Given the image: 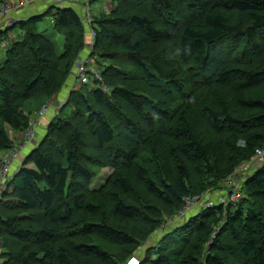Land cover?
<instances>
[{
	"label": "trees",
	"instance_id": "16d2710c",
	"mask_svg": "<svg viewBox=\"0 0 264 264\" xmlns=\"http://www.w3.org/2000/svg\"><path fill=\"white\" fill-rule=\"evenodd\" d=\"M111 4L92 16L90 54L109 91L73 89L8 176L2 264H125L165 225L161 205L176 216L187 198L223 188L264 145V98L247 96L264 88V0ZM47 16L63 34L62 53L38 30ZM85 29L74 8L51 6L0 31L1 153L14 145L11 128L28 129L26 103L56 95L71 77ZM105 167L111 174L92 187ZM240 190L239 203L206 207L140 264H264V163ZM115 243L124 254L104 249Z\"/></svg>",
	"mask_w": 264,
	"mask_h": 264
},
{
	"label": "rangeland",
	"instance_id": "374dc122",
	"mask_svg": "<svg viewBox=\"0 0 264 264\" xmlns=\"http://www.w3.org/2000/svg\"><path fill=\"white\" fill-rule=\"evenodd\" d=\"M4 1H8L10 3H14L16 2L17 0H2V2ZM30 1L32 0H26L25 3H16L17 4V7L19 6H23L25 5L26 3H29ZM92 1V0H90ZM95 3H94V7H96L95 9L99 8L101 10V12H108L109 10L107 9L106 7V4L109 2V1H106V0H94ZM91 5V4H90ZM15 10V9H14ZM89 24V27H87L86 25V29H85V38H86V43L88 46H90L94 40H95V31L94 29H92V22L88 23ZM38 30L39 32L43 33V34H46L47 36H49L54 42H55V46H56V49H57V52L58 53H62L63 52V49H64V37H63V34L57 32L55 29H54V26H53V23H52V19H51V16H47L45 17V19L43 21H41L38 25ZM16 37L15 35V32H12L11 34H9V38L8 40H11V39H14ZM21 37V36H19ZM88 37H89V41H88ZM6 43H8V41H5ZM6 49V45L3 46V43L0 44V56H3V58L5 57V50ZM95 57V54L93 55ZM92 56V57H93ZM171 57V56H169ZM97 66H99V64H97ZM100 67V66H99ZM72 69H74V67H72ZM185 72L186 69H185ZM74 74L73 71L71 72L70 75ZM67 82L64 83L63 87H65ZM88 87V88H97V85L96 84H91V85H87V84H81L80 82L77 81L76 83V88L75 89H80L81 87ZM62 87V89H63ZM67 87V86H66ZM109 91V88L107 87V89ZM219 95H221L220 93H216L215 97H218ZM57 95H53L51 97H44V96H40V97H36V98H33V99H30L27 103H26V110H27V113L32 112L31 114V118L33 117L34 113L38 110V109H42L43 106H44V103L48 102L49 100H53L56 98ZM226 97V94L224 95ZM247 96L252 99V100H256L257 98H264V88L263 87H260V88H256L255 90H251L248 92ZM202 98L204 99H207V97H203ZM53 101H50L51 102V105L53 104ZM56 102V101H55ZM58 102H60L58 100ZM64 105L62 107L58 106L56 108V116L55 118L59 115V113L61 112V110L63 109ZM73 107L72 105H68L67 107L64 108V113L65 114H68L72 111ZM35 111V112H34ZM37 113V112H36ZM242 113V111L240 112ZM240 115V114H239ZM242 116V115H241ZM31 118L29 119V122H31ZM50 118H52V116H50L47 120H45V124H46V127L41 126V128L38 129V131L36 130V136H37V142L40 143L45 135H46V132H47V127H48V124L54 120L52 119L51 121L49 120ZM44 122V121H43ZM30 125V123H29ZM38 125V121L36 122V124L34 125V128ZM10 132L11 134L15 133V132H18V131H14L12 128L10 129ZM35 136V137H36ZM15 138V137H14ZM13 138V140H14ZM19 139V138H18ZM15 140H17V138H15ZM14 140V141H15ZM14 144H18V142H14ZM29 154V153H28ZM248 163H250L251 167H250V170L248 171V174L249 175H252L254 174L258 169L261 168V166L263 165L264 163V157H260V158H256L254 159V161H249ZM112 172V168L110 167H105L101 170L100 174L94 179L93 183H92V187H98L100 186L101 184H103L106 180V178H108V176L111 174ZM248 175V176H249ZM246 179V176L243 178L242 182H244V180ZM6 189V187H4ZM3 188V190H4ZM216 190V189H215ZM221 191V193H219L217 195V197L214 199L213 198V194L212 193H205V195L203 196V198L205 197V200L208 201V200H212L214 201L216 204H219L220 201V196L222 195H227L228 194V187H225L224 189L220 188L219 189ZM4 192V191H3ZM2 192V193H3ZM2 197V194H0V198ZM191 198H194V197H191ZM189 199V198H188ZM201 202V201H198L196 202L195 204L192 205V207H196L200 204L201 202V206H199L198 208H196V210L192 211L191 213V216L194 217L196 216L198 213L202 212L207 206L205 205V202ZM156 202V201H155ZM161 207L163 208V211H161L162 215H163V218H167L165 223L170 219V216L171 215H167L169 213V210H167L168 208L165 207L164 205H161ZM187 213V211H186ZM178 215V214H176ZM186 215V214H185ZM191 217V218H192ZM172 218V217H171ZM190 218V219H191ZM189 219V220H190ZM179 221L177 222V224H167L164 231H163V227L162 225L157 228L156 230H154L149 236H150V242H154L156 241V238L161 234V232L163 231L162 235L164 234H168L174 230H176L178 227H181L183 226L184 224L188 223V221ZM162 239H164V237H161L159 240L162 241ZM160 241V242H161ZM159 242V243H160ZM159 243L155 244L154 246H157ZM152 246V247H154ZM104 249L108 250V252L112 253V254H124V247L118 243H115V244H107L104 246ZM146 248H141V250L139 251V256L141 258V256L144 255V253L146 252L145 250ZM144 252V253H143ZM131 257V256H130ZM129 257V258H130ZM128 258V259H129ZM127 259V260H128ZM126 260V256L125 258H123V262ZM126 260V262H127ZM2 259L0 258V264L2 263ZM125 262V264H126ZM123 264V263H121Z\"/></svg>",
	"mask_w": 264,
	"mask_h": 264
},
{
	"label": "crops",
	"instance_id": "0c3cea01",
	"mask_svg": "<svg viewBox=\"0 0 264 264\" xmlns=\"http://www.w3.org/2000/svg\"><path fill=\"white\" fill-rule=\"evenodd\" d=\"M20 1L22 0H17L16 2L14 3H20ZM106 1H109L107 4H106V7L107 9L109 10L112 6L111 2L112 0H106ZM94 3L95 1L92 0L90 1V15H91V19H92V16H96V15H99L101 13V10L99 8L95 9L96 7H94ZM51 6H58V7H72L74 8L80 15L81 17L83 18V20L85 21V25L87 27H89V24H88V21H87V17H86V13H87V8L84 4L83 1H75V2H72V1H69V0H65L63 1L62 3L60 2H56V1H47V0H32L30 1L29 3H26L25 5L23 6H19L17 8H15L14 11H12V16L14 17V19L16 20H22V19H27L29 17H32V16H36V15H41V14H44L45 12H47V10L51 7ZM3 29H6V26L4 24V22L0 19V31H2ZM88 41H89V37H88ZM5 44H3L4 46ZM91 47L92 45L90 46H86V49L83 51V53L81 54V57H86L88 55L91 54ZM6 50V49H5ZM3 56H0V58H2ZM75 65V64H74ZM73 73L71 75V77L68 79L65 87H63V89L57 93L56 95V98L53 100H49L48 102L51 103L50 101H53V104L49 107L48 111L43 115V116H40L38 117V125L36 127V130L38 131L39 128H43V126L46 127V124H45V120H47L50 116H52V118H50L49 120L51 121L52 119L55 118L56 114V108L59 106L60 103H66L67 100H68V97H69V94L70 92L76 88V83H77V76H76V69L74 67L73 69ZM67 86V87H66ZM58 100L60 102H58ZM56 101V102H55ZM46 102V103H48ZM45 104V103H44ZM40 109H38L36 112H38ZM35 112V111H34ZM36 112L34 113L33 117H35V114ZM44 121V122H43ZM11 136L14 138H17V140H15L14 138V142H18V143H21L23 145L22 149L20 150L18 156L14 159H12L11 161V164H10V169H9V175L12 177L14 174H16L19 169L21 168L22 164H23V161H24V158L28 155V153H30L39 143L37 142V136L35 137V139L33 141H30V142H27V143H23L25 141L24 139V133L23 132H15L13 134H11ZM19 138V139H18ZM3 153V152H2ZM0 152V167H1V154ZM254 161V159L252 160ZM250 163L248 162H244L237 170L238 172L237 175H236V178L237 180L239 181V184H243L242 180L243 178L246 176H248V171L250 170ZM5 186L1 187L0 188V194H2V192L5 190L4 188ZM225 187H227V184L224 183L223 185V188L224 189ZM4 188V190H3ZM208 193H212L213 194V198L215 199L217 197V195L219 193H221V191L219 189H216V190H211V191H207ZM206 192V193H207ZM202 204L200 203L198 206L196 207H191L189 208V210L187 211V213L185 214H182V215H176L175 217H172L170 218L163 227V231L166 227V225L168 224H177L178 220L179 221H187L189 220L192 216H191V213L192 211L196 210V208H198L199 206H201ZM199 214V213H198ZM163 231L161 232V234L156 238V241L154 242H150L148 241L144 247L147 249L149 247H152L154 246L155 244L159 243L161 240H159L161 237H164L166 234L162 235ZM166 237V236H165ZM164 237V238H165ZM150 240V239H149ZM1 246V244H0ZM143 247V248H144ZM145 249V250H146ZM144 253V252H143ZM2 264V263H1Z\"/></svg>",
	"mask_w": 264,
	"mask_h": 264
},
{
	"label": "built area",
	"instance_id": "2783aa9c",
	"mask_svg": "<svg viewBox=\"0 0 264 264\" xmlns=\"http://www.w3.org/2000/svg\"><path fill=\"white\" fill-rule=\"evenodd\" d=\"M47 1H56L62 3L65 0H47ZM72 2L75 1H83L86 8H87V21L88 23L92 22L91 15H90V0H69ZM26 0L20 1V3H25ZM17 8L16 3H10L8 1H4L0 3V19L4 22L6 27H11L14 25L15 22L18 20L14 19L12 16V11ZM88 55L86 57L78 58L75 62V69H76V76L78 82L81 84H96L97 87L101 86L105 91L107 89V85L103 81V77L101 75V71L99 66H97V56ZM64 103H60L59 106L62 107ZM51 106V103H45L43 108L40 109L36 114L35 117L31 118L30 125L28 129L24 133V139L25 141L23 143H27L30 141H33L36 136V127L34 128V125L38 121V117L43 116ZM23 145L21 143L14 144L11 146V148L4 151L1 155V167H0V188L6 185V180L9 176V169L12 159L16 158L22 149ZM264 157V145L256 150L255 158ZM225 183L227 184V187L229 189V192L227 195L220 196V203L228 206L232 203H238L241 201L242 193L240 190V184L237 180L236 176L234 174L230 175L226 180ZM204 194L197 195L194 198H187V203L185 207L179 212L178 215L185 214L186 211L189 210V208L192 207L193 204H195L198 201L204 202L205 197L203 198ZM200 202V203H201ZM205 205L207 207L213 206L212 201H206ZM175 217V216H174ZM219 228V227H218ZM217 228V230H218ZM217 231L213 233V237ZM141 259L137 255H132L126 262V264H140Z\"/></svg>",
	"mask_w": 264,
	"mask_h": 264
},
{
	"label": "clouds",
	"instance_id": "9594fccd",
	"mask_svg": "<svg viewBox=\"0 0 264 264\" xmlns=\"http://www.w3.org/2000/svg\"><path fill=\"white\" fill-rule=\"evenodd\" d=\"M254 159H256V158H254ZM237 170H239V169H236V171H235V173H234V175L236 176L237 175V173L236 172H238ZM224 183H225V181H224ZM242 185V184H241ZM240 185V186H241ZM228 192H229V189H228ZM206 193V192H205ZM208 201H212V200H208ZM213 202V206H215V205H217L214 201H212ZM239 203V202H238ZM219 204H221V203H219ZM223 205V204H222ZM224 207H226L225 205H223ZM210 207H212V206H210ZM141 259V258H140Z\"/></svg>",
	"mask_w": 264,
	"mask_h": 264
}]
</instances>
